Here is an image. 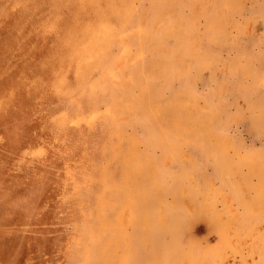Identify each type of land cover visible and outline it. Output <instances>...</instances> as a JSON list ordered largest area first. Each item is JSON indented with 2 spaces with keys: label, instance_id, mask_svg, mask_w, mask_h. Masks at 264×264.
<instances>
[{
  "label": "rangeland",
  "instance_id": "obj_1",
  "mask_svg": "<svg viewBox=\"0 0 264 264\" xmlns=\"http://www.w3.org/2000/svg\"><path fill=\"white\" fill-rule=\"evenodd\" d=\"M0 264H264V0H0Z\"/></svg>",
  "mask_w": 264,
  "mask_h": 264
},
{
  "label": "bare ground",
  "instance_id": "obj_2",
  "mask_svg": "<svg viewBox=\"0 0 264 264\" xmlns=\"http://www.w3.org/2000/svg\"><path fill=\"white\" fill-rule=\"evenodd\" d=\"M228 2V1H227ZM235 2V1H234ZM229 5V4H228ZM236 8V7H235ZM218 10H219V8H218ZM222 10V9H221ZM220 10V11H221ZM221 14V13H220ZM223 16V15H222ZM217 22V21H216ZM222 22V21H221ZM218 23V22H217ZM194 24V23H193ZM207 26V25H206ZM210 26V25H209ZM215 26H217V25H215ZM91 27V26H90ZM208 27V26H207ZM218 27V26H217ZM221 27V26H220ZM210 29V28H209ZM207 30H208V28H207ZM106 30H104V32H105ZM192 32V31H191ZM212 32V31H211ZM109 33V32H108ZM93 35V34H92ZM95 35V34H94ZM96 35H98V34H96ZM99 36H100V34H99ZM83 37V36H82ZM191 38V37H190ZM86 39H88V38H86ZM123 47V46H122ZM195 52V51H194ZM86 54V53H85ZM193 56V55H192ZM190 57V56H189ZM183 67H184V65H183ZM186 67V66H185ZM96 72V71H95ZM186 73V72H185ZM93 75V74H92ZM92 75H91V77H92ZM95 77V76H94ZM110 80V79H109ZM60 83V82H59ZM89 85V84H88ZM57 92V91H56ZM41 97V96H40ZM214 111V110H213ZM212 112V111H211ZM156 113V112H155ZM212 114V113H211ZM85 115V114H84ZM209 116V115H208ZM124 117V116H123ZM212 117V116H211ZM76 118V117H75ZM77 119V118H76ZM206 119V118H205ZM84 120H86V119H84ZM75 121V120H74ZM77 122V121H76ZM75 122V123H76ZM58 123V122H57ZM71 123V122H70ZM69 123V124H70ZM74 123V124H75ZM136 141V140H135ZM41 147V146H40ZM26 150V149H25ZM28 151V150H27ZM39 152V151H38ZM30 153H31V151H30ZM36 153V152H35ZM39 154V153H38ZM38 154H37V156H38ZM31 155V154H30ZM23 162V161H22ZM154 166V165H153ZM27 179V178H26ZM6 200V199H5ZM20 202V201H19ZM24 205V204H23ZM126 209V208H125ZM124 212V211H123ZM126 215V214H125ZM10 220V219H9ZM124 221V220H123ZM139 257V256H138ZM139 260H140V258H139ZM138 263V262H137Z\"/></svg>",
  "mask_w": 264,
  "mask_h": 264
}]
</instances>
